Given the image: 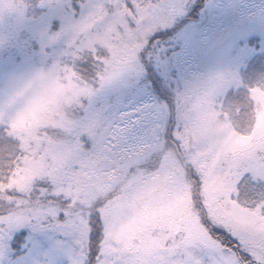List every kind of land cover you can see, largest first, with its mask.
Wrapping results in <instances>:
<instances>
[{
	"label": "snow or ice",
	"instance_id": "obj_1",
	"mask_svg": "<svg viewBox=\"0 0 264 264\" xmlns=\"http://www.w3.org/2000/svg\"><path fill=\"white\" fill-rule=\"evenodd\" d=\"M187 7L0 0V264H264V84L174 82Z\"/></svg>",
	"mask_w": 264,
	"mask_h": 264
},
{
	"label": "rangeland",
	"instance_id": "obj_2",
	"mask_svg": "<svg viewBox=\"0 0 264 264\" xmlns=\"http://www.w3.org/2000/svg\"><path fill=\"white\" fill-rule=\"evenodd\" d=\"M244 1L187 0L186 12L171 26L177 31L173 41L183 53L180 69L173 70L174 82L180 83L181 77L180 84L183 86L185 82L202 83L220 76L235 75L240 85L231 90V96L236 99L242 98L249 87L264 84V0H247L246 7H251L250 10L245 13V17L241 14L236 15L233 26L230 19H226L241 3L244 4ZM197 4H204L203 10ZM193 8L197 9L198 12L195 11L201 14V17L197 21L185 20ZM207 13L214 17L210 18L213 21L202 27L201 23L206 19ZM216 24L220 31H213ZM15 25L16 20L12 16L0 18V60L13 50L15 41L9 39V34L14 31ZM169 40L172 41V38ZM255 40L262 45L258 46V43L251 45ZM191 45L194 52L192 54L187 51V47ZM190 59L196 60L194 70H191L193 73L186 70L190 68L188 64ZM42 66L41 60L34 59L32 67Z\"/></svg>",
	"mask_w": 264,
	"mask_h": 264
},
{
	"label": "trees",
	"instance_id": "obj_3",
	"mask_svg": "<svg viewBox=\"0 0 264 264\" xmlns=\"http://www.w3.org/2000/svg\"><path fill=\"white\" fill-rule=\"evenodd\" d=\"M187 17L185 20L194 19V18L198 17V15H197L196 11L194 10L193 12H190V14H188ZM181 22L182 21H180V23ZM180 23H178V24H180ZM164 31L167 34L162 35L160 38L163 39L164 41H166L168 44H171L175 51L182 52V50L179 49L178 45L173 41V38H176V35H177V31L175 30V28L171 27V28H168ZM170 38H172V41L169 40ZM187 51H189L191 54L194 53L193 52V46L191 45L190 47H187ZM186 70L190 73V72H192L191 70H193V69L187 68Z\"/></svg>",
	"mask_w": 264,
	"mask_h": 264
}]
</instances>
